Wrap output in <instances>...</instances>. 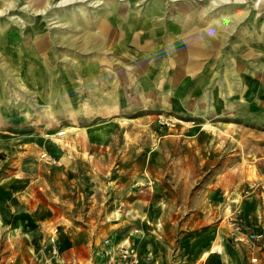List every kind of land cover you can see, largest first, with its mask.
<instances>
[{
  "label": "rangeland",
  "instance_id": "rangeland-1",
  "mask_svg": "<svg viewBox=\"0 0 264 264\" xmlns=\"http://www.w3.org/2000/svg\"><path fill=\"white\" fill-rule=\"evenodd\" d=\"M230 213L264 230V0H0V264H243Z\"/></svg>",
  "mask_w": 264,
  "mask_h": 264
},
{
  "label": "crops",
  "instance_id": "crops-1",
  "mask_svg": "<svg viewBox=\"0 0 264 264\" xmlns=\"http://www.w3.org/2000/svg\"><path fill=\"white\" fill-rule=\"evenodd\" d=\"M236 212V211H234ZM232 214V213H230ZM230 214H228L227 216H229ZM239 214V213H237ZM241 215V214H240ZM47 218L49 219V221H53V222H57L58 220H60L61 218V212L59 211V208H54L52 210H49V213L47 215ZM246 223V220H245ZM247 225V223H246ZM226 226L228 228V232H227V238H228V233H229V225L228 222L226 221ZM248 228H251L249 225H247ZM262 227H258L257 229H253L252 230H259ZM150 235L148 234L147 237L142 238L141 232H137L135 231V234L133 235V238L135 239L132 243L133 245L136 244V248L138 249L139 253H141V264H158L157 263V257H156V252L153 250V245L150 241ZM118 241L117 239H112V243L116 244ZM137 245H141L142 249L139 248ZM242 246V245H240ZM244 247V246H243ZM98 246H91V245H87L85 243H76V244H70L68 246H64L58 249V255H57V260L59 264H100L105 256L103 255V251L102 253L99 254V252H97ZM144 249H147V251H150L152 253V257L150 256L148 259L146 257H144V255L149 254V252H145ZM247 249V248H246ZM144 250V251H143ZM248 251V249H247ZM249 252V251H248ZM255 252L257 253V251H254V254L249 252L250 257H248V260H245V262L243 264H251V257L253 255H255ZM143 256V257H142ZM257 260L259 259V257H256ZM178 259L176 258L173 260L172 264H178ZM162 264V263H160ZM190 264V263H189ZM203 264V263H202ZM214 264H217L216 261L214 262ZM229 264H233V263H229ZM241 264V263H238Z\"/></svg>",
  "mask_w": 264,
  "mask_h": 264
},
{
  "label": "built area",
  "instance_id": "built-area-1",
  "mask_svg": "<svg viewBox=\"0 0 264 264\" xmlns=\"http://www.w3.org/2000/svg\"><path fill=\"white\" fill-rule=\"evenodd\" d=\"M59 135H64L63 131ZM229 223V239L235 244L246 245L249 249H258L262 240H264V232H255L245 227L244 220L238 214H232L228 217ZM105 256L100 264H141L142 258L133 244H117L109 242L103 251ZM147 259L150 255L146 254ZM252 262H256L253 257Z\"/></svg>",
  "mask_w": 264,
  "mask_h": 264
},
{
  "label": "bare ground",
  "instance_id": "bare-ground-1",
  "mask_svg": "<svg viewBox=\"0 0 264 264\" xmlns=\"http://www.w3.org/2000/svg\"><path fill=\"white\" fill-rule=\"evenodd\" d=\"M59 134H61V132L59 133ZM58 134V135H59ZM244 223H245V221H244ZM245 227L246 228H248L246 225H245ZM230 228V227H229ZM249 229V228H248ZM230 230V229H229ZM250 230V229H249ZM252 231H254V230H252ZM264 232V230H262V228L261 229H259V230H255V232ZM228 239H229V233H228ZM230 240V239H229ZM231 241V240H230ZM232 242V241H231ZM233 243V242H232ZM233 244H235V243H233ZM262 244H264V240H262V242L260 243V246H259V248L258 249H255V250H251V249H249L246 245H242V244H236V245H242V246H244V247H246L247 249H248V251L249 252H251V253H253L254 254V251H257V250H259L261 247H262ZM138 251V250H137ZM139 252V251H138ZM140 254V257H141V253H139ZM149 255V254H148ZM145 256V255H144ZM143 257V256H142ZM253 257H255V255H253L252 257H251V259L253 258ZM256 258V257H255ZM256 262H257V258H256ZM256 262H252V260H251V263H253V264H256Z\"/></svg>",
  "mask_w": 264,
  "mask_h": 264
}]
</instances>
